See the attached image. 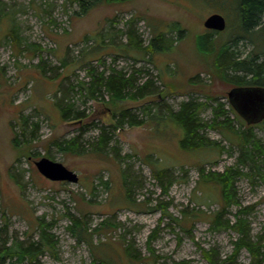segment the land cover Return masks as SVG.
<instances>
[{"label": "rangeland", "instance_id": "374dc122", "mask_svg": "<svg viewBox=\"0 0 264 264\" xmlns=\"http://www.w3.org/2000/svg\"><path fill=\"white\" fill-rule=\"evenodd\" d=\"M0 2V232L6 229L11 243L38 239V218H44L53 224L57 244L42 264H212L207 252L223 261L240 238L234 229L218 227L217 216L232 226L248 207L253 241L264 237L263 179L241 177L239 204L227 208L221 187L201 180L202 167L206 175L236 168L237 135L232 143L220 130L207 129L205 136L219 148L185 150V131L167 112L191 99L216 105L217 98L230 109L228 93L235 86L223 80L215 61L217 50L240 33L232 0L103 2L84 16L76 14L81 7L75 0ZM213 14L225 16L228 26L214 35L216 48L208 54L201 39L213 33L204 26ZM175 24L184 30L182 39ZM11 27L18 28L21 47L9 35ZM131 31L139 46L131 44ZM162 34L171 45L152 48ZM253 49L248 41L239 48L243 57ZM92 69L127 77L140 71V84L152 80L156 94L89 99L76 85ZM60 103H73L84 118L64 119ZM125 111L144 123L118 124ZM229 116L239 132L249 128L236 112ZM201 118L210 122L212 108ZM105 130L112 142L99 151ZM254 133L264 142L263 128ZM73 139L75 151L60 148ZM44 157L78 173L79 183L44 177L35 165ZM165 169L162 183L157 174ZM72 217L81 221L73 230ZM252 261L244 248L235 264Z\"/></svg>", "mask_w": 264, "mask_h": 264}, {"label": "trees", "instance_id": "16d2710c", "mask_svg": "<svg viewBox=\"0 0 264 264\" xmlns=\"http://www.w3.org/2000/svg\"><path fill=\"white\" fill-rule=\"evenodd\" d=\"M124 2L127 0H92L86 2L85 0H75L79 3L81 10L76 12L78 16H84L89 11L103 2ZM235 13L241 23L240 33H237L233 39L227 44H223L217 50V57L215 66L221 73L224 81L237 86H263L264 87V0H232ZM0 2V16L3 15V9ZM173 31L179 32V38H183L184 30L178 24L172 28ZM211 31V30H209ZM202 37V45H204V53H212L216 48L213 43V37L219 32L212 31ZM130 33L131 44L140 45L137 41V36ZM9 35L13 38L15 43L22 46V38L19 35L17 27H11ZM250 42L254 49L247 57H243L242 51L239 50L240 44L243 42ZM172 41L168 36L162 34L152 41L151 47L161 48L162 45H171ZM140 71H135L134 74L127 75L123 72H100L99 70H89L85 81L78 83L77 88L89 99H96L104 94H109L116 100L130 97L137 100L139 98H146L156 94V88L152 80L147 79L146 82H139ZM63 101V100H62ZM216 105L208 103H200L196 99L183 102L178 111L169 109L167 112L170 118L180 124L185 131V137L181 141V145L185 150L195 151L201 148L215 147L219 148V143L209 140L204 131L207 129L220 130L221 133L227 135L232 140L231 136L239 138L238 145L240 146V157L236 168L230 167L224 173L211 172L206 175L205 170L201 168V180L205 183H216L222 189V196L225 202V208L231 207L234 204H239L237 200V181L243 177H254L264 180V142L254 133V127L260 126L264 129V122L249 126L248 129L239 132L233 125V120L229 116L230 111L235 112L231 105L230 109H226L225 103L214 99ZM64 102V101H63ZM63 118L69 120L71 118L82 119L85 113H75L74 104L60 103ZM212 108L213 118L210 122H204L201 118L202 112ZM240 122L243 121L237 116ZM129 121L131 127L140 126L144 122L138 120V116L125 111L122 113L118 124L124 125ZM16 140V139H15ZM77 139L68 141L65 144H60L63 150L75 151L74 144ZM112 136L106 130L101 133L97 150L104 151L110 147ZM246 170V172H245ZM169 170L159 172L157 177L164 183L163 178L168 174ZM164 192L167 188L164 186ZM130 191V190H129ZM251 208L240 210L237 217L238 220L231 226V222H222V214L217 216L216 225L220 228L234 229L240 235V238L235 242V249L232 256L227 257L223 261H216L212 252H207L206 257L211 260L212 264H235L237 256L242 249H247L252 255L251 264H264V237H259L258 241H253L251 236L250 226L247 220L248 211ZM167 216V212H165ZM39 237L32 241L25 242L19 239L13 240L11 243L7 237V231L0 232V264H42L41 258L46 252H53L56 250V239L52 233L53 224L47 222L44 218H38ZM74 226L81 225L79 218L72 217ZM153 236H151L152 238ZM100 264H105L99 261ZM184 264V263H181Z\"/></svg>", "mask_w": 264, "mask_h": 264}, {"label": "water", "instance_id": "95a60500", "mask_svg": "<svg viewBox=\"0 0 264 264\" xmlns=\"http://www.w3.org/2000/svg\"><path fill=\"white\" fill-rule=\"evenodd\" d=\"M227 20L221 14H213L204 23L207 30L223 32L227 29ZM229 104L249 126L259 125L264 121V87L237 86L228 93ZM39 172L54 182L78 184L80 176L61 162L49 158L35 161Z\"/></svg>", "mask_w": 264, "mask_h": 264}, {"label": "flooded vegetation", "instance_id": "af4514ba", "mask_svg": "<svg viewBox=\"0 0 264 264\" xmlns=\"http://www.w3.org/2000/svg\"><path fill=\"white\" fill-rule=\"evenodd\" d=\"M225 18H226V17H225ZM226 20H227V18H226ZM227 23H228V20H227ZM227 26H228V24H227ZM263 122H264V121H263ZM263 122H262V123H263ZM260 124H261V123H260Z\"/></svg>", "mask_w": 264, "mask_h": 264}]
</instances>
